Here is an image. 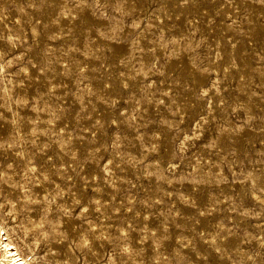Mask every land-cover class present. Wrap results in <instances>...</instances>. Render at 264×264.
<instances>
[{"label":"rangeland","instance_id":"rangeland-1","mask_svg":"<svg viewBox=\"0 0 264 264\" xmlns=\"http://www.w3.org/2000/svg\"><path fill=\"white\" fill-rule=\"evenodd\" d=\"M0 242L264 264V0H0Z\"/></svg>","mask_w":264,"mask_h":264},{"label":"bare ground","instance_id":"bare-ground-1","mask_svg":"<svg viewBox=\"0 0 264 264\" xmlns=\"http://www.w3.org/2000/svg\"><path fill=\"white\" fill-rule=\"evenodd\" d=\"M0 247L2 248V264H28L25 259L19 256L18 252L13 246L4 242H0Z\"/></svg>","mask_w":264,"mask_h":264}]
</instances>
